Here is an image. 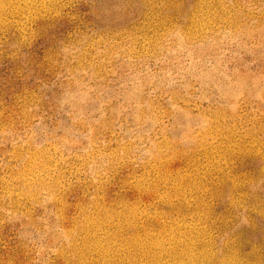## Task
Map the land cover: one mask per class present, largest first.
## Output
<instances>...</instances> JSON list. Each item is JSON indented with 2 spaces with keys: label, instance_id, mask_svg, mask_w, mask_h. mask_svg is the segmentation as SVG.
<instances>
[{
  "label": "rangeland",
  "instance_id": "obj_1",
  "mask_svg": "<svg viewBox=\"0 0 264 264\" xmlns=\"http://www.w3.org/2000/svg\"><path fill=\"white\" fill-rule=\"evenodd\" d=\"M0 264H264V0H0Z\"/></svg>",
  "mask_w": 264,
  "mask_h": 264
}]
</instances>
